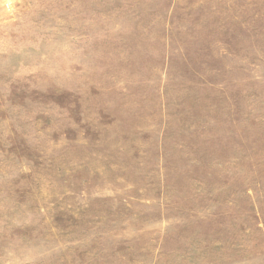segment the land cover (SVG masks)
Masks as SVG:
<instances>
[{"label": "rangeland", "instance_id": "374dc122", "mask_svg": "<svg viewBox=\"0 0 264 264\" xmlns=\"http://www.w3.org/2000/svg\"><path fill=\"white\" fill-rule=\"evenodd\" d=\"M0 264H264V0H0Z\"/></svg>", "mask_w": 264, "mask_h": 264}]
</instances>
